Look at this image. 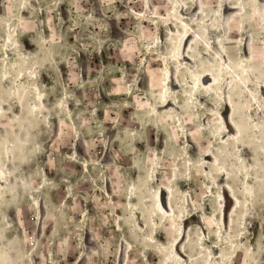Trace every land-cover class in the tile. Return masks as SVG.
Here are the masks:
<instances>
[{
	"label": "rangeland",
	"instance_id": "374dc122",
	"mask_svg": "<svg viewBox=\"0 0 264 264\" xmlns=\"http://www.w3.org/2000/svg\"><path fill=\"white\" fill-rule=\"evenodd\" d=\"M181 1L193 9L181 17L202 36L183 39L182 49L189 42L195 46L194 74L188 71L182 90L194 88L197 70L207 63L219 68L216 52L223 51L230 64L243 65L242 55L248 65L259 57L256 64L264 68V0H245L247 8L244 0ZM172 12L167 0H0V264H174L165 248L157 260L154 249L146 251L152 246L144 239L150 226L141 233L123 219L130 216L125 192L131 181L142 184L149 199L158 187L149 179L157 153L163 157L157 167L163 184L174 176L170 155L178 156L174 208L189 257L180 263L264 264V186L258 185L255 155L244 153L245 144H264L263 101L259 112L251 108L255 128L245 130L250 141L241 143L235 133L217 141L229 129L217 122L224 116L227 87L224 91L216 82L208 88L215 106L203 101L193 111L178 110L181 121L171 109L162 111L161 121L148 113L147 98L161 97L163 67L155 49L170 52L182 30L175 17L169 21L176 25L167 24ZM23 24L20 52L38 66L43 99L32 90V75L23 79L21 99L13 80H7L17 58L7 34ZM199 40L212 44L208 55ZM35 45L46 50L43 64ZM227 79L231 76L224 78L226 84ZM126 80L132 83L129 94ZM256 83L247 86L257 89ZM149 87L158 90L156 95ZM176 98L180 101L179 93ZM17 101L23 102L19 115ZM234 101L243 104L241 116L247 118L249 95L239 98L235 90ZM57 103L65 109L55 111ZM44 107L51 109V127ZM135 136L142 142L136 143ZM44 195L50 205L43 203ZM233 197L240 200L238 206ZM134 201L142 210L151 205ZM146 217L140 212L144 223ZM158 239L169 241L163 233Z\"/></svg>",
	"mask_w": 264,
	"mask_h": 264
},
{
	"label": "bare ground",
	"instance_id": "6f19581e",
	"mask_svg": "<svg viewBox=\"0 0 264 264\" xmlns=\"http://www.w3.org/2000/svg\"><path fill=\"white\" fill-rule=\"evenodd\" d=\"M250 1L260 2L261 0H250ZM167 2L171 3L173 7V12L171 13V15L167 17V20H168L167 24L176 25L175 22L169 21L171 17H175V19H177L178 22L181 23L182 30L177 35L179 39L178 42L174 44V47L171 49L170 52H163L162 48L155 49V51L157 50V52L154 51L155 55L158 54L159 61L161 63V66L163 67V75L161 76V83H162L161 91H160L161 97L160 99H156V100H153L152 96L151 97L149 96L147 98V103L149 105L148 107L150 108L148 113L154 114L153 118L157 119V121H161L162 111L164 112V110L171 109L172 112H174L175 114L177 113L176 114L177 121H181V116L180 114H178L179 113L178 110L182 111L183 109L189 112L193 111L194 107L199 108L197 103H202L203 101H206L210 105L215 106V104L213 103L214 101L212 100L213 96L209 91L210 89L208 88L210 87V82H212V84L216 82V84L221 85L220 86L221 89L224 88V91L227 87V91H225L224 93L225 104L223 107V114L225 117L223 116L222 118L221 116H218L217 122L220 124L222 128H224V126L227 125V129H229L228 133L224 134V136L222 137H218L217 141H222L227 136L230 137L233 133L240 136V140H238L239 143H241L240 141H243V140L250 141V139L247 138L248 137L247 132H245L246 129L250 130V127L252 126L255 128V119L252 116V118L249 120V118L251 117L250 115L253 114L252 111L257 110L259 112V110H261L262 107L258 108L259 107L258 103H261V101H263L262 103L264 105V68H262L261 65L260 67H258V65L256 64L260 58L254 57L253 58L254 62L253 63L249 62L250 65H248L247 64L248 58L245 57L246 55H242L241 60L245 61L243 65L233 64L235 60H232V64H230V61L228 60V58L224 56L223 51L216 52L214 54V57L216 61L218 62L217 64L219 68L217 69V67H214V63H211V62L207 63L203 71L197 70L198 73L194 81V84H195L194 88L182 90V88H184V86L187 85V80L189 79V76H190L188 75V71L189 72L191 71L194 74V63L192 60L194 59V56L192 55L191 52L194 51V46H195V45H192V43L190 44L189 42L187 43V45H185V48L182 49V45L184 43L183 39L188 40L191 37H195L199 39V38H202V36L194 32V29L192 28L191 22L189 20L188 21L184 20V18L181 17V14H183V12L187 14L193 12L192 8H188L189 6H187V4H185L181 0H167ZM243 2L244 4H246L245 0ZM247 7L248 5L246 4L245 8ZM257 10L259 11L260 16H262L263 14L260 12V10L259 9ZM143 14L146 15V13H143ZM253 15L255 17L259 16L257 13H253ZM254 22L258 23L259 20L256 19L254 20ZM20 28L23 31L27 30V27L25 26V24H23V25L16 26V28L15 27L11 28L7 34L8 39L11 42V46H13V48L17 50V58L14 60L15 69L13 70L15 72L10 74L7 77V80H13L15 84V88L19 90V91H15L14 93L18 98L21 99L24 97L23 91H24L25 86L23 85V79L26 76V74L32 75L33 79L35 80V82L32 85V90L34 91L36 95H38L41 99H43V93L38 83V76H39L38 66L35 62L30 61V59L27 56H25L28 53L25 52L23 54L20 52V47H21V43L19 40ZM202 44H204V47L201 48L203 49V54L208 55V50L213 49L212 44L205 42V41H203ZM35 47L37 49L38 60L42 64L45 63L46 62V50L44 46L35 45ZM251 50H252V47H251ZM244 51H246V43H245ZM228 54H233L231 48H229ZM186 57L189 60L187 62H185ZM261 59H264V58L261 57ZM232 65H235V67H233ZM211 66L215 68L216 71H218L217 72L218 75H215L216 71H213V68ZM7 68L8 67L6 65V72H7ZM125 74H126V70L122 69L119 75L123 77L125 80L126 79V77H124ZM226 75L231 76V79L229 80L227 79V82H228L227 84L226 82H223ZM255 80H257L256 84L258 87L257 89L251 90L247 86V82L252 83ZM124 83H125L124 85H125L126 93L129 94L131 85H132L131 80H126L124 81ZM137 88L139 89L140 87H137ZM206 88L207 90H205ZM149 89H151L150 90L151 95H156L158 90H153L151 87H149ZM243 89L245 91H243V94H242ZM235 90H237V92L239 93V98L244 99L245 96L248 94L251 99V103L247 102L245 104V107L248 110V113L245 116L247 118H244L241 116V112H244V110L241 108L243 104L239 102L237 104L234 101V91ZM248 91H250V93ZM145 92H147L148 95L150 94L147 90ZM178 93L181 96V98L179 99L180 101H178L176 98L178 97ZM131 94L132 93H130V95L128 96V99L130 98ZM22 105H23V102L17 101L16 106L18 108H20L21 106V111L19 110V112H17V115H19L22 112L23 110ZM3 108L5 107L3 106ZM251 108H252V111H251ZM38 109H39V106H38ZM44 109L46 112V117L48 118L47 120V122L49 123L48 126L51 127L50 125L51 119H52L51 109L48 107H44ZM63 109H65L64 105L62 103H57L54 110L61 112V110ZM30 110L32 114L35 113V109L33 110L30 109ZM16 117L18 118L19 116H16ZM189 117L192 118L193 115H189ZM169 121L172 124H176L175 118L173 119L170 118ZM145 124L146 122L139 123V125L142 127H144ZM179 125L183 126V123H180ZM187 130L188 129H186V135H187V140H189V137H191L192 134ZM261 134L264 135V128H262ZM136 139H137L136 143L142 142L138 137H136ZM136 145L141 146L143 144H136ZM253 145L254 144H251V143L245 144L244 153L246 156H249L250 154H252V152L255 155L254 168L258 167L255 170V173L260 176V178L258 179L259 181L258 185L260 184V186H264V166H262L264 144H262L261 146H259V144L258 146L257 145L253 146ZM257 147H260L262 151L257 150ZM160 158H163V157H161L160 153H157L154 159L155 166L153 167V171H152L153 177H149V179L155 182V184H157L158 186L156 190H154L152 197L150 199L143 195L142 184L138 186L135 181H131L128 184V189L125 192V195H126V207L129 209L130 216L128 217L126 216V218H123V219L126 220L127 222H131V225L136 226L141 233L145 232L146 224L147 226L151 227L150 233H147L144 239H146L147 241H150V243L152 244V246L149 245L146 248L147 249L146 251L148 252L154 249V251L156 252V256H157L156 260L159 258V255L161 253V248H165V250L168 252L167 255L170 256V259L173 261V263L181 264L180 262L182 259H186V257L187 258L189 257L184 247L182 246L187 241V238L184 239L183 237L182 219L176 216V212L174 208L175 207L174 191L176 190L177 181L179 178V171H178L179 162H176L178 159V156L175 154H171L169 157V159L175 164V169H174V174H173L174 176L170 183L168 181H165V184H163L162 181H160L161 180L160 174L157 170L158 165H160L161 163ZM105 184H106L105 192L107 195L110 196L111 194L109 192L108 179L106 180ZM226 188L228 189L229 187H226ZM164 191L167 193L166 199H164L163 197ZM229 192L232 194V191L230 190V188H229ZM135 199H138L139 204L143 206L144 208L147 206L148 201L151 202V205H148L149 208L147 207L142 210L141 207L136 206V203L134 201ZM233 199L235 200L234 206L236 205L238 206L240 204V200H238L235 197H233ZM42 201L45 205L46 204L50 205L48 200L46 199V195L43 196ZM140 212L141 214H144V216L145 214L147 216L145 219V223L140 218ZM119 217L121 219V216ZM119 217L116 216L115 220L119 219ZM158 219L168 222L169 228L168 227L167 229L161 228L160 225H158L159 224ZM223 224H225V228L227 229L228 226H227L226 221H224ZM228 225L229 226L231 225L230 221ZM43 229H44V223H43ZM162 233L165 235V237L167 236L169 239L167 244L164 243V241L162 242L158 239V235ZM91 258H92V255H87V260L92 261ZM160 263H164V261L161 260Z\"/></svg>",
	"mask_w": 264,
	"mask_h": 264
}]
</instances>
